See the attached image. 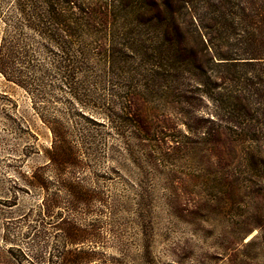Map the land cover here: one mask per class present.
Returning a JSON list of instances; mask_svg holds the SVG:
<instances>
[{"label":"rangeland","instance_id":"1","mask_svg":"<svg viewBox=\"0 0 264 264\" xmlns=\"http://www.w3.org/2000/svg\"><path fill=\"white\" fill-rule=\"evenodd\" d=\"M50 1L0 74V264H264V0Z\"/></svg>","mask_w":264,"mask_h":264},{"label":"trees","instance_id":"2","mask_svg":"<svg viewBox=\"0 0 264 264\" xmlns=\"http://www.w3.org/2000/svg\"><path fill=\"white\" fill-rule=\"evenodd\" d=\"M50 0H0V9L2 10L3 8L8 9L12 8V11H14V15H18L19 19L18 22H13L11 20V13L9 14L8 12L3 15V13L0 11V16H6L5 19V29L3 30V34L0 40V74L7 80V81H12L13 77V72L11 70V63L13 59V41L16 37V34L18 36L22 35V29H27L34 35L38 37H50L51 32H53L50 28H53V26H56L58 28L59 25V20L58 17H61V12L60 9L56 8ZM48 7L51 9V12L53 13V17L50 20V26L52 27L49 28L47 21V18L44 15V7ZM50 6V7H49ZM14 16V17H15ZM11 23V24H10ZM64 26V25H63ZM62 26V27H63ZM67 27V31L63 30L62 28H56V30L62 31L69 33L70 28L69 26ZM11 29V30H10ZM255 31L262 30L263 34L262 35H256L253 37L251 40V54L249 58L251 60H257V59H263L264 58V25H255ZM11 31L14 32V35H11ZM55 31V29H54ZM54 34V33H52ZM16 47V46H15ZM20 49L23 48V46H19ZM39 47H35L33 49L34 54L39 55ZM241 55H235V58H231V56H217V60H238L242 59L240 58ZM32 62H34L33 65H30L31 69L34 71H39L40 64L37 59H32ZM246 63V62H245ZM250 63V62H248ZM218 64H235V63H228V61L223 62V63H218ZM59 67L62 69L67 70L68 68H71L69 64L64 63H59ZM21 72L18 73L20 75ZM22 76V75H21ZM18 81V80H17ZM18 84L20 87L25 89L26 91L30 92L33 96L36 95L37 89L32 83L24 82L23 80L15 82ZM234 100L237 102L238 99L234 96ZM247 108V105H246ZM240 111H237L235 116H234V121L232 122L234 124V127L236 128L237 125L239 124L238 121L243 120L241 119L240 114H238ZM264 113V109H263ZM246 117V116H245ZM54 133V131H53ZM74 188H71L73 191ZM70 190V191H71ZM62 232L61 239L64 241H69V242H79L82 241L85 238V235L92 236L93 238L97 237L95 232L92 233H85L82 229L78 228L76 225L71 223L70 221H67L65 219L61 220L59 223V228ZM29 238V237H28ZM31 238L34 241H39L43 239V236L41 233H31ZM94 238V239H95ZM69 264H75L73 260H68Z\"/></svg>","mask_w":264,"mask_h":264}]
</instances>
